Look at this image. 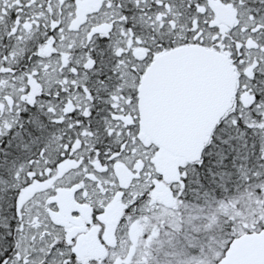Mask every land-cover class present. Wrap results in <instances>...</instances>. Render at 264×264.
Returning <instances> with one entry per match:
<instances>
[{"label": "snow or ice", "instance_id": "1", "mask_svg": "<svg viewBox=\"0 0 264 264\" xmlns=\"http://www.w3.org/2000/svg\"><path fill=\"white\" fill-rule=\"evenodd\" d=\"M0 264H264V0H0Z\"/></svg>", "mask_w": 264, "mask_h": 264}]
</instances>
